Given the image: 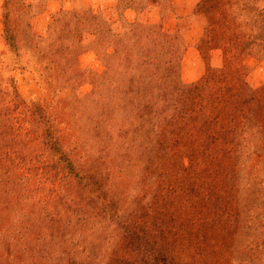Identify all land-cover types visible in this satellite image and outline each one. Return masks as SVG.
I'll use <instances>...</instances> for the list:
<instances>
[{
	"label": "rangeland",
	"instance_id": "1",
	"mask_svg": "<svg viewBox=\"0 0 264 264\" xmlns=\"http://www.w3.org/2000/svg\"><path fill=\"white\" fill-rule=\"evenodd\" d=\"M0 264H264V0H0Z\"/></svg>",
	"mask_w": 264,
	"mask_h": 264
}]
</instances>
